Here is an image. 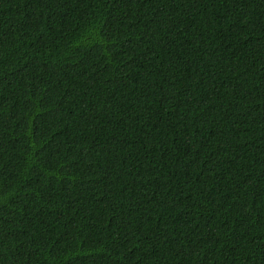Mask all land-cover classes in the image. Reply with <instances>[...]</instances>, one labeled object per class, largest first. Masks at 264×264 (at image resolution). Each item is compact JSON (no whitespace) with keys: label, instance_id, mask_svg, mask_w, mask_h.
I'll return each instance as SVG.
<instances>
[{"label":"trees","instance_id":"1","mask_svg":"<svg viewBox=\"0 0 264 264\" xmlns=\"http://www.w3.org/2000/svg\"><path fill=\"white\" fill-rule=\"evenodd\" d=\"M0 264H264V0H0Z\"/></svg>","mask_w":264,"mask_h":264}]
</instances>
